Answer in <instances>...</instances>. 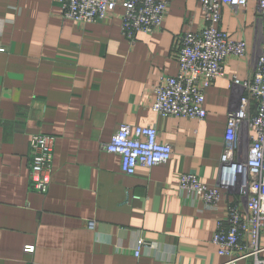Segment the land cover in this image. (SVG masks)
Wrapping results in <instances>:
<instances>
[{
    "label": "crops",
    "instance_id": "0c3cea01",
    "mask_svg": "<svg viewBox=\"0 0 264 264\" xmlns=\"http://www.w3.org/2000/svg\"><path fill=\"white\" fill-rule=\"evenodd\" d=\"M167 1L162 30L131 43L120 6L83 24L64 18L58 0H0V264H227L212 237L237 194L221 186L218 209H209L180 188V176L220 184L227 115L243 94L232 81L252 77L261 52L257 7L224 6L220 28L244 39L248 53L227 59L198 120L152 109L160 77L179 71L176 35L205 22L199 0ZM124 123L156 126L171 159L123 173L104 145ZM38 133L56 137L46 193L30 185ZM260 244L264 257V232Z\"/></svg>",
    "mask_w": 264,
    "mask_h": 264
},
{
    "label": "built area",
    "instance_id": "2783aa9c",
    "mask_svg": "<svg viewBox=\"0 0 264 264\" xmlns=\"http://www.w3.org/2000/svg\"><path fill=\"white\" fill-rule=\"evenodd\" d=\"M205 12L204 25L176 35L173 55L179 63L177 75H162L154 87L152 109L162 117H190L204 120L206 91L219 78L226 76L229 57L245 58L248 44L244 39H232L220 28L224 6L238 8L250 2L256 4V19L261 44L252 77L232 83L240 85L243 94L239 106L227 115V127L220 164V184L209 186L197 174L183 173L180 188L201 199L209 209H218L220 187L237 194L227 203V217L217 221L212 242L218 254L228 257L227 264H238L253 258L254 264H264L260 237L264 232V0H199ZM64 18L88 24L105 19L119 6L123 9L122 33L131 42L140 33L153 34L162 30L167 14V0H58ZM4 51V48L0 49ZM154 125L132 127L122 124L104 145L109 153L120 156L121 170L133 175L138 168H152L167 163L173 154L169 142L160 140ZM56 137L38 133L30 139V185L46 193L52 182ZM86 227L96 228V221ZM143 240L136 247L139 256ZM26 252H34L27 246Z\"/></svg>",
    "mask_w": 264,
    "mask_h": 264
}]
</instances>
